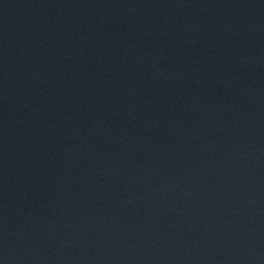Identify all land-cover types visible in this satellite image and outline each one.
I'll use <instances>...</instances> for the list:
<instances>
[{
    "label": "water",
    "instance_id": "95a60500",
    "mask_svg": "<svg viewBox=\"0 0 264 264\" xmlns=\"http://www.w3.org/2000/svg\"><path fill=\"white\" fill-rule=\"evenodd\" d=\"M0 264H264V0H0Z\"/></svg>",
    "mask_w": 264,
    "mask_h": 264
}]
</instances>
